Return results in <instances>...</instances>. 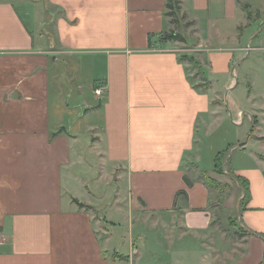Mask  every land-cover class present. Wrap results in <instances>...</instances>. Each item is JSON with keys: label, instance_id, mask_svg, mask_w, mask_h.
<instances>
[{"label": "crops", "instance_id": "obj_1", "mask_svg": "<svg viewBox=\"0 0 264 264\" xmlns=\"http://www.w3.org/2000/svg\"><path fill=\"white\" fill-rule=\"evenodd\" d=\"M167 2L0 0V264L264 263V0Z\"/></svg>", "mask_w": 264, "mask_h": 264}, {"label": "rangeland", "instance_id": "obj_2", "mask_svg": "<svg viewBox=\"0 0 264 264\" xmlns=\"http://www.w3.org/2000/svg\"><path fill=\"white\" fill-rule=\"evenodd\" d=\"M18 9H19V13L23 17V19L26 21V18L23 16V10H24L23 6H19ZM176 16H177V14H176ZM260 35H264V30L257 35L258 38H260ZM252 55H254V54H252ZM255 63L256 62L254 61L253 58H249L248 62L243 67L236 69V79L239 82V86L237 88V91L234 93L235 96L237 94V95H239L240 98H242V99L245 98L246 94L249 90V88L247 86L251 83H252L251 86L253 87L254 96H259L260 93L264 91V66L261 65L260 63H257V65H255ZM191 74H194V73L191 72ZM194 79H195L194 80L195 82L198 81V78H194ZM222 95H224V94H222ZM216 133H215V136H216ZM215 136H212L213 139H215L214 138ZM211 138H210V141H211ZM208 142H209V140H208ZM213 142H214V140H213ZM230 150L231 149H227V146H224V148H218L215 150L216 152H215V154L212 155V158H215L217 151H219L222 153V154L221 153L220 154L222 155L223 160L229 161L231 159V156L233 155V151H230ZM213 163H214V160H213ZM205 166L209 167V164H205ZM237 216H238V213H237ZM235 219H236V217H235ZM99 235L101 236V238H103L104 236H107V235L102 234V232H99ZM109 257L112 258V254H110ZM118 259H120V258H118Z\"/></svg>", "mask_w": 264, "mask_h": 264}, {"label": "trees", "instance_id": "obj_3", "mask_svg": "<svg viewBox=\"0 0 264 264\" xmlns=\"http://www.w3.org/2000/svg\"><path fill=\"white\" fill-rule=\"evenodd\" d=\"M175 4H176V0H168L167 5H166L167 9H169V12H167V15L172 17L171 20H172L173 23L175 22V20L177 18L176 17V12L178 10L177 7L175 6ZM165 37L167 39H173L175 41H182L181 36H179L178 34L174 35L173 33H171V34L165 35ZM204 179L206 180V182L209 184L210 187H218V184H216L213 180H210L207 177H205ZM178 195H185V193L184 192H180Z\"/></svg>", "mask_w": 264, "mask_h": 264}]
</instances>
